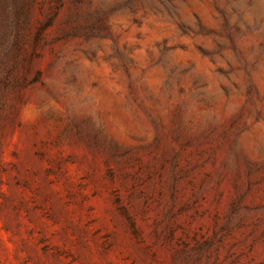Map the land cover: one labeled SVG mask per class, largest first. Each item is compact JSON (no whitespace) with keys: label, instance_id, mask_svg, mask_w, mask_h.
<instances>
[{"label":"rangeland","instance_id":"obj_1","mask_svg":"<svg viewBox=\"0 0 264 264\" xmlns=\"http://www.w3.org/2000/svg\"><path fill=\"white\" fill-rule=\"evenodd\" d=\"M0 264H264V0H0Z\"/></svg>","mask_w":264,"mask_h":264}]
</instances>
